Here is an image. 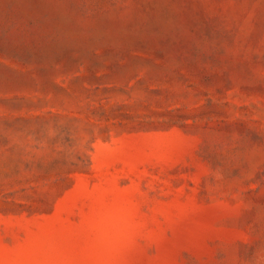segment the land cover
<instances>
[{"label": "rangeland", "instance_id": "rangeland-1", "mask_svg": "<svg viewBox=\"0 0 264 264\" xmlns=\"http://www.w3.org/2000/svg\"><path fill=\"white\" fill-rule=\"evenodd\" d=\"M0 264H264V0H0Z\"/></svg>", "mask_w": 264, "mask_h": 264}]
</instances>
